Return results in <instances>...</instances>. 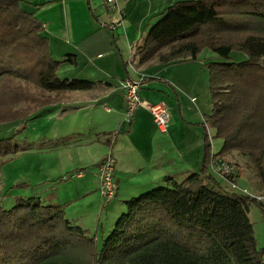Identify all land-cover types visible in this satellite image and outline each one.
<instances>
[{
	"label": "trees",
	"instance_id": "obj_1",
	"mask_svg": "<svg viewBox=\"0 0 264 264\" xmlns=\"http://www.w3.org/2000/svg\"><path fill=\"white\" fill-rule=\"evenodd\" d=\"M42 32L20 0H0V123L27 119L93 85L57 76L60 62ZM203 49L226 60L205 64L212 105L205 122L221 149L212 154L207 136L200 170L124 201L126 212L100 243L66 218L64 205L15 197L11 207L0 206V264H264L248 218L251 203L264 215L263 205L209 170L211 160L216 167L232 165L225 157L233 153L248 156L264 194V0L177 1L149 28L136 57L168 64L195 60ZM232 51L247 59L229 62ZM18 152L12 138L0 140L3 162ZM233 166L232 183L239 175Z\"/></svg>",
	"mask_w": 264,
	"mask_h": 264
},
{
	"label": "crops",
	"instance_id": "obj_2",
	"mask_svg": "<svg viewBox=\"0 0 264 264\" xmlns=\"http://www.w3.org/2000/svg\"><path fill=\"white\" fill-rule=\"evenodd\" d=\"M174 1L118 0L123 22L111 30L110 20L119 13L104 0H20L21 8L43 26L49 53L60 62L57 76L93 85L65 93L60 103L31 117L37 133L20 140L17 157H30L33 163H25L20 179L24 189L16 197L64 205L66 218L90 235L94 231L98 239L115 223L108 222L109 213L114 220L124 213V201L168 185L167 178L179 182L200 170L207 137L204 122L212 109L207 61L198 55L168 64L139 63L136 57L149 28ZM68 55L74 64L65 61ZM129 55L133 71L127 66ZM124 78L145 80L139 89L143 105L129 121L124 120L120 88ZM155 104L168 108L164 133L148 110ZM207 127L211 136L213 129ZM108 151L115 158L116 183V196L109 201L98 192V167Z\"/></svg>",
	"mask_w": 264,
	"mask_h": 264
},
{
	"label": "rangeland",
	"instance_id": "obj_3",
	"mask_svg": "<svg viewBox=\"0 0 264 264\" xmlns=\"http://www.w3.org/2000/svg\"><path fill=\"white\" fill-rule=\"evenodd\" d=\"M177 1H183V0H176L169 6L173 5ZM157 21V20H156ZM155 23V22H154ZM200 58L207 61V62H222L226 63V60L222 59L221 57L211 53L209 50L203 49L201 53L199 54ZM247 59V56L242 51H232L230 53V59L229 62H235L239 63L241 61H244ZM206 68V66H205ZM206 71L208 73V70L206 68ZM210 94V93H209ZM32 117V116H31ZM31 117L23 120L12 121V122H6V123H0V140L2 139H9L12 138L13 143L18 146V148H22L20 146L25 137L27 138H33L34 135L37 133V131L34 130V128H37L36 125H34L35 120L31 119ZM30 120V121H28ZM47 130V127H46ZM45 130V131H46ZM44 132V130H43ZM213 131H212V145L214 148V151L217 153L222 146V140L219 138L214 137ZM22 151L19 149V153ZM18 153V154H19ZM232 155L226 156L225 159H227L232 166L235 165L237 172L239 175L235 177V181L233 183H228L226 181H222L223 185L228 186V188L236 193L245 194V193H251V194H262L261 188L257 185V177L254 165L250 158L248 156H242L240 154L233 153ZM30 157L25 158H18L17 154L12 156V159L8 162H3L4 160L0 158V206L3 208H9L14 204L15 198L13 196L20 194L19 191L24 189V184L20 181L21 175L23 174V171L25 170V163L29 162V165L33 163L32 160H28ZM49 163V162H48ZM20 173V175H19ZM16 197V196H15ZM75 202V201H74ZM72 204H74L72 202ZM76 204V203H75ZM82 209L84 206H80ZM248 218L252 224L253 230H254V236L256 239L257 246L264 245V215L262 214V211L259 206L254 205L251 203L248 206ZM126 212V209L124 210V213ZM109 221L108 222H115L114 216H112V213H109ZM100 232V231H99ZM94 231H92V235H94ZM108 230L105 232L104 236L108 235ZM98 241L100 243V238H98Z\"/></svg>",
	"mask_w": 264,
	"mask_h": 264
},
{
	"label": "built area",
	"instance_id": "obj_4",
	"mask_svg": "<svg viewBox=\"0 0 264 264\" xmlns=\"http://www.w3.org/2000/svg\"><path fill=\"white\" fill-rule=\"evenodd\" d=\"M49 1H58V0H49ZM106 3L114 6V8L119 13V18L111 19L109 28L114 30L116 27L120 26L123 22V11L118 8V0H104ZM127 66L130 70L133 69L132 56L127 58ZM121 93L125 100V111H124V120L129 121L133 117L134 113L143 105V101L139 95L140 81L132 80L130 78H124L120 82ZM149 113L152 116L153 122L156 125L157 129L164 133L168 128L169 121V112L168 108L164 104H155L149 107ZM204 125L207 130V136L211 139V136L208 131V125L204 122ZM210 168L213 172L217 174L218 177L227 181L228 175L234 174V166L223 164L221 166H216L213 160L210 161ZM114 169H115V158L111 151H108L103 159L99 163L98 167V178H99V188L98 192L101 198L104 200H112L116 196V183L114 180ZM228 183H232L227 181ZM246 196L252 198L255 202L261 203L264 208V194H251L245 193Z\"/></svg>",
	"mask_w": 264,
	"mask_h": 264
},
{
	"label": "water",
	"instance_id": "obj_5",
	"mask_svg": "<svg viewBox=\"0 0 264 264\" xmlns=\"http://www.w3.org/2000/svg\"><path fill=\"white\" fill-rule=\"evenodd\" d=\"M263 64H264V60H263Z\"/></svg>",
	"mask_w": 264,
	"mask_h": 264
}]
</instances>
